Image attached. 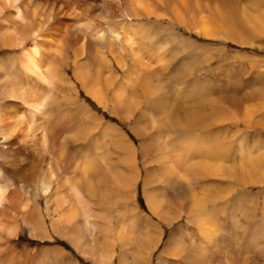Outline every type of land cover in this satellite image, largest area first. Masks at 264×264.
Segmentation results:
<instances>
[{"label": "bare ground", "instance_id": "bare-ground-1", "mask_svg": "<svg viewBox=\"0 0 264 264\" xmlns=\"http://www.w3.org/2000/svg\"><path fill=\"white\" fill-rule=\"evenodd\" d=\"M235 2L0 0V162L7 151L23 157L22 171L0 169V264H58L53 261L57 258L61 264H77L63 246L39 252L22 248L18 258L10 242L19 237V222L31 240L60 239L93 264H152L163 228L182 217L193 226L189 238L198 237V244H184L179 228H173L154 264H168L163 258L170 264H180L176 259L253 264L256 258L260 260L254 264H264V216L261 226L254 224L248 232L243 220L239 224L228 218L225 226L221 221L237 210L242 218L249 211L245 224L258 219L264 154L258 142L249 152L245 144L257 138L264 122L261 112L257 106L246 107L244 98L229 96L228 90L214 93L213 78L207 81L208 90L199 93L194 82L172 87L179 94L175 100L159 77L169 74L168 82H175L192 72L185 59L195 49L190 55L179 48L168 50L167 33L184 29L218 38L227 28L231 33L225 36L242 46L238 38L243 40L245 27L235 16L240 13L232 8ZM152 25L159 32L152 33ZM76 87L96 108L126 124L139 140L138 150L77 97ZM258 95L264 97V88ZM59 97L68 107L57 113ZM98 130L107 145L91 138ZM68 140L85 143L86 151L80 156L76 149L70 152ZM148 152L154 154L145 162ZM140 179L149 215L133 205ZM30 189L32 204L29 197L19 196ZM234 200L239 203L232 206ZM115 210L113 224L110 211ZM236 234L261 245L255 258L241 243L229 247L224 241Z\"/></svg>", "mask_w": 264, "mask_h": 264}, {"label": "rangeland", "instance_id": "rangeland-1", "mask_svg": "<svg viewBox=\"0 0 264 264\" xmlns=\"http://www.w3.org/2000/svg\"><path fill=\"white\" fill-rule=\"evenodd\" d=\"M232 8L234 10H237V12L238 11L240 12V13H237V15L235 16H239V18L241 17L240 18L241 23L245 27L244 36H242L243 40L238 38V41H241V43L243 44L242 46L236 44V42L227 38L228 36H230V33H231L228 31L229 29L227 28L223 29V32H222L223 36L221 35V37H218V38H203L202 36L198 34L190 33L184 29H181L180 31L176 30L173 33L171 32V34L167 33L164 36L168 40L169 44L171 43L169 45L170 47L167 46L168 50H170L171 47L172 49L179 48L180 49L179 51L185 50V54L190 55L191 52L195 49V53L185 59L186 64L188 65V67L191 68L192 72H191V75H189V77L181 80L182 83L179 80L175 82H168L166 78L168 77L169 74H159V77L163 78L166 81L167 88L170 91V95L175 100H178V98H175L178 93H175L172 87H174L175 89H179V88L184 87L186 84L194 82V88H196L194 90L197 93H199L201 90L202 92L205 91V89L208 90L207 81L213 78V80L211 81L212 82L211 88L213 87L214 91L215 89L219 91L220 88H223L222 90H228L229 96L231 95L232 97L233 96L238 97V98L240 97L239 99L244 98L246 107L250 106L251 108V107L257 106L256 108H258L257 110L261 112V116L263 117L262 120L264 121V113H263L264 112V97L263 96L260 97L258 95V93L260 91L262 92L264 88V25L260 24L261 20L262 22L264 21V0H239V1L236 0ZM149 30H151L152 33L159 32V30L154 28L153 25L150 27ZM177 33H180V34L176 36L177 40H175L173 39V34H177ZM180 39H182V42L180 41ZM178 42H181V44L179 43V47H176ZM193 44L195 45V48L192 49ZM240 57H245L246 59H240ZM220 64H222V67L218 68V65ZM66 75L67 77H70L71 76L70 71L67 72ZM118 75L120 76L121 74H118ZM204 81L207 82L206 85L202 84ZM76 89L79 91V95H80L78 96L77 94V97L81 101H83L92 110V112H94L95 115H97V117L102 116L104 123L114 125L118 129H120V131L125 136H127V138L130 139L133 148L135 150H138L139 140L136 139L129 132V130L126 128V124L119 122V119L117 118L116 115L114 114L108 115L101 108L99 107L96 108V105H94V103L89 99V97L87 95H83L79 87H76ZM217 91H215L214 93H216ZM194 93L192 92L193 96H195ZM261 98H263V100ZM191 99H193L191 100V103H193L195 98H191ZM57 100L58 102L55 105L57 113L59 111L62 112L64 111V109H67L66 107L68 106L65 105V102L62 101L60 97ZM55 108H52V110L55 111ZM150 108H151L150 112L155 111L154 106H151ZM72 117L69 116L68 120H73ZM80 122L85 126L84 118H80ZM262 125L263 126L260 128V130L257 131L258 133L257 138H254L252 136L250 137V140L245 144L246 151L249 152L250 151L249 149L255 144V142H258L260 146V150L262 154H264V122ZM70 131H71L70 129L67 130V133ZM100 133L101 132L99 130L96 131L95 133L92 134L91 138L95 139L99 145H101L100 141L101 139H103V143L107 145V143H109L107 141V138L100 137L101 136ZM192 136L190 135V137ZM237 144L238 142L236 143L234 151H233L236 154L239 152V150L237 149ZM67 146L70 152H74L76 149V151H78L79 156L82 155L86 151L85 143L74 144L70 140H68ZM7 152H8L7 155L6 154L1 155V158L3 160L2 162H0V169L2 167H6L7 169L10 167L12 169L14 168L16 171H22L21 165H23V163L21 162H23L22 161L23 157H21V155L14 156L13 154H11L13 156H8L11 152L9 151ZM109 152L110 150L107 151L108 154ZM137 152L139 153L140 151H137ZM148 154H147L148 156H145V162L150 161V158L154 153L148 152ZM139 156L140 157H138L136 160V162L138 163L140 162V158H141V155ZM84 159L86 160V158ZM110 159H111V156H110ZM111 161L116 163V167L121 168L118 162L116 161V158L115 159L112 158ZM153 169L155 168L152 167L150 170L157 172L156 170H153ZM140 170L142 171V169ZM5 178L7 179V177ZM5 182L7 183L8 186L11 185L8 183L7 180H5ZM142 185H143V181L141 179L135 183V187H134L135 199L133 201V205L136 208H138L139 212L149 215V211H147L145 204H144V199H143V194H142V188H143ZM12 188L13 187L9 186V189H12ZM158 188L164 196H167L169 194L168 190L161 187V185H159ZM251 190L252 189L247 187V191H251ZM262 191L263 192L261 193L260 199H259V212L257 213L258 219H256L255 222L251 221V223L248 222L247 224H245L244 219L247 218V220H249L251 217L249 214V211L245 212L248 217L242 218L241 212L237 210V212H235L234 214L228 213L230 217L226 215L222 216L223 219L221 218V221H223V226L226 225L228 218L229 220L233 218L239 224H240V221L243 220V225L245 226L246 232L250 231L254 227L253 226L254 224L255 226L260 225L262 221V217L264 216V205H263L264 204V188H262ZM32 192L33 191L31 189L30 191H23V192L20 191L19 196L21 198H24V196L29 197L31 204H32L35 198L34 193ZM233 202L234 204L232 206H235L239 203L236 200H234ZM246 203H247V200L246 201L243 200V202H241L242 205H245ZM93 209H94V212L101 211L99 207L98 208L94 207ZM110 215L113 220V224H115L116 223L115 218H116V215H118V211L117 210H115V212L110 211ZM18 225H19L18 230H20L19 237L10 242L13 249L19 252L18 258H22L24 254V252L21 251L23 250L22 248H28L32 251L39 252L41 248L49 249V248H60L63 246L64 249L66 248L65 250L70 255L71 262L74 261L77 264H93L88 258L76 254L70 246H66L65 244H63L64 242L60 239L58 240L53 237L51 240H45L42 242L36 238H33V240H31L28 234V230L24 228V226L22 225V222H19ZM173 228L174 229L179 228V231H178L179 237L184 242V244L186 245H189L190 243L194 245L198 244V237L194 236V238H189L190 234L194 231L193 226L192 227L189 226L182 217L179 220H177L175 224L173 225L171 224L168 228L167 227L163 228V231H162L163 236L160 239L161 244L159 243L160 248L158 247L156 251L153 253L152 264L155 263V259L158 253L162 249L163 244L165 243L171 229ZM225 238L227 240L224 239V241L228 243L229 247L235 246L236 243H241V245H243L242 247L248 249L247 252L248 251L250 252L249 256L251 258L256 257L254 255H256V252L259 251V248L261 247L260 244H255V245L250 244L251 243L250 237H244V236L242 237L240 234H236L235 237L225 236ZM117 254H118V251H117ZM176 260L180 264H187L182 259H176ZM253 260H254V263L256 262L259 263L260 259L256 258V261L255 259ZM53 261H56L58 264H61V261L59 258L54 259ZM163 261H166L168 264H170L171 262L170 260H166L164 258H163ZM113 264H116L115 261H113Z\"/></svg>", "mask_w": 264, "mask_h": 264}]
</instances>
